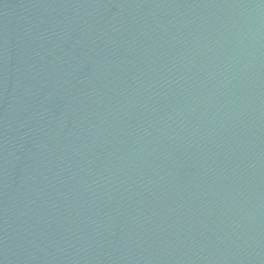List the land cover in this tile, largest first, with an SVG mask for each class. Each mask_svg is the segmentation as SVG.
Wrapping results in <instances>:
<instances>
[{"label": "water", "instance_id": "1", "mask_svg": "<svg viewBox=\"0 0 264 264\" xmlns=\"http://www.w3.org/2000/svg\"><path fill=\"white\" fill-rule=\"evenodd\" d=\"M0 264H264V0H0Z\"/></svg>", "mask_w": 264, "mask_h": 264}]
</instances>
